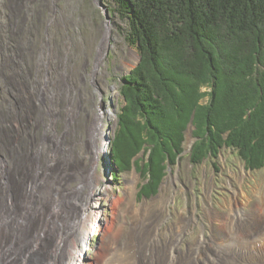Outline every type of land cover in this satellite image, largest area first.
I'll use <instances>...</instances> for the list:
<instances>
[{"label":"rangeland","instance_id":"374dc122","mask_svg":"<svg viewBox=\"0 0 264 264\" xmlns=\"http://www.w3.org/2000/svg\"><path fill=\"white\" fill-rule=\"evenodd\" d=\"M15 1L20 5L19 15L12 12ZM101 1L104 2L103 6L109 8L115 26L108 51L98 62L99 44L108 21L98 0H0V110H7L11 101L26 103L27 97L35 100L34 96L28 94L19 95L21 88L31 91L36 84L41 87L42 84L36 79L45 75H49L48 87L63 74L68 75L70 84L77 92V100L72 98L75 100L73 110L67 107L71 99L64 102V107L57 109L58 121L55 126L60 140L68 123L73 128L79 126L75 137H67L68 144L76 146L74 157L68 159L60 149L66 144L63 141L54 146V140H46L43 147L51 153L55 148L56 160L53 163L54 166L62 165V186H77L79 179L84 178L101 194L100 205L103 204L104 210L101 219L96 221L99 225L93 224L87 238L82 237V228H74L72 242H75V238L79 239V245L83 248L78 252L79 258L83 256L88 264L105 262L116 248L124 246L128 235L134 232V224L138 221L135 215L146 212H150L152 222L145 226L144 232L162 235L166 246L174 248L175 264H180L184 257L188 258L190 252L193 254L192 264H205L206 260L218 259L222 263L233 264L232 257L245 253L246 248L264 249L263 233L248 239L243 237L244 229L236 232L228 230L234 221V213L252 221L261 207L264 215V167L248 168L237 151L228 147H223L217 158L208 156L200 163H193L191 151L196 137L192 133L194 126L191 122L186 129L184 149L174 164H168L155 194L149 197L140 195L141 185L146 179L134 165L129 170H119L118 179H113L112 174L117 170L111 162L110 145L124 103L122 77L140 60L138 49L126 40V22L110 11L114 6L112 0ZM131 50L137 53L138 58L131 66L125 65L124 62L133 60ZM7 77L12 78L13 88L7 83ZM206 101V97L202 99V102ZM100 109L107 111L102 124L106 135L98 138L99 158L92 180L91 167L95 157L88 144L87 124ZM108 110L114 115L110 116ZM22 130L26 140V133L41 135L44 132V128L37 132L33 125L30 129L24 127ZM51 131L54 132L50 129L48 133ZM140 155L145 156L144 151ZM47 158L43 156L44 162ZM173 175H178V180L175 192L171 181L165 190V196H171L167 202V212L160 208V201L148 208L147 205L161 193L164 181ZM8 176L17 180L24 177L16 172ZM243 191L245 196H242ZM244 198L249 199L248 205L243 206ZM256 203L258 208H255ZM91 206L95 208L97 204ZM96 228L100 229L96 232ZM102 247H107L104 255Z\"/></svg>","mask_w":264,"mask_h":264},{"label":"trees","instance_id":"16d2710c","mask_svg":"<svg viewBox=\"0 0 264 264\" xmlns=\"http://www.w3.org/2000/svg\"><path fill=\"white\" fill-rule=\"evenodd\" d=\"M112 2L141 57L122 77L113 179L134 165L146 179L140 195L155 194L190 122L193 163L228 147L264 167V0Z\"/></svg>","mask_w":264,"mask_h":264},{"label":"bare ground","instance_id":"6f19581e","mask_svg":"<svg viewBox=\"0 0 264 264\" xmlns=\"http://www.w3.org/2000/svg\"><path fill=\"white\" fill-rule=\"evenodd\" d=\"M17 2L13 3L12 12L19 15L20 5ZM102 7L104 10H109L103 4ZM114 26L115 21L109 18L99 44L98 62L103 60L108 51ZM131 52L133 60L124 62L125 65L131 66L138 58L135 51L131 50ZM56 58L59 57L56 55ZM48 76L36 79L42 85L38 87L36 84L37 88L34 85L31 91L19 85L22 87L19 95L28 94L34 96L35 100L25 96L28 99L26 103L11 101L7 110H0V264H88L83 256H81L83 258L78 256V252L83 251L79 245V239L75 238V242H72L74 228H82L84 230L82 237L87 238L93 224L99 225L96 221L103 215V204L100 205L101 194L94 189L93 184L88 185L82 178L79 179L77 186L69 188L62 186V165L54 166L53 163L56 160L55 148L54 153H51L43 147L46 140H54V146L59 141H63L66 144L60 149L68 159L70 156L74 157L76 146L73 143L68 144L67 137H75L79 130V126L73 128L68 123L62 139L57 138L55 133L59 112L57 109L64 107V102L71 99L67 107L73 110L75 100L72 98L77 92L70 84L68 75L60 76L51 87H48ZM11 79L7 77V83L13 88ZM44 108H47V111H43ZM102 109L87 124L88 144L95 157L91 167L92 180L99 158L98 138L106 135L102 124L107 111ZM108 111L110 116L114 115L111 110ZM31 125L37 128V132L44 128V132L41 135L35 132L26 133L28 138L26 140L22 128L30 129ZM50 129L54 132L48 133ZM38 138L41 139L38 140ZM44 155L48 157L46 162L43 159ZM15 172L21 173L24 177L17 180L8 176L9 173L14 175ZM37 173L40 175L38 176ZM177 180L178 175L169 176L162 185L161 193L147 207L150 208L153 203L160 201V208L165 209L166 213L167 202L171 196H165V190L169 188L171 181L175 192ZM87 188L88 191H86ZM242 193V196L246 195L245 191ZM128 195L129 190L125 196ZM242 203L243 206L248 205L249 199L244 198ZM262 203L264 208V200ZM91 204H97V206L93 208ZM255 208H258L257 203ZM261 210L263 209L260 207L252 221L234 213V221L230 223L228 230L236 232V230L244 229L243 237L248 239L256 238L261 233L264 235V215ZM149 213L135 215L138 221L134 224V232L128 235L124 246L116 248L102 264H175L174 248L166 246L162 235L158 232H144L145 226L152 222ZM225 221L226 217L222 222L225 223ZM98 229L96 228V232ZM176 232L180 231L176 230ZM169 239L168 236L167 241ZM83 241L85 242V239ZM104 247H102L103 255L107 250V247ZM244 252L232 257L233 264H264V249L251 247L246 248ZM192 256L190 252L189 257H184L180 264H192ZM205 264L227 263H222L218 259L206 260Z\"/></svg>","mask_w":264,"mask_h":264},{"label":"water","instance_id":"95a60500","mask_svg":"<svg viewBox=\"0 0 264 264\" xmlns=\"http://www.w3.org/2000/svg\"><path fill=\"white\" fill-rule=\"evenodd\" d=\"M98 3H100L101 5L103 4V2L101 1V0H98ZM105 12H106V18H107V20L110 18V15H109V10H105ZM140 55H139V60H140ZM127 73H130V71L129 72H127Z\"/></svg>","mask_w":264,"mask_h":264}]
</instances>
